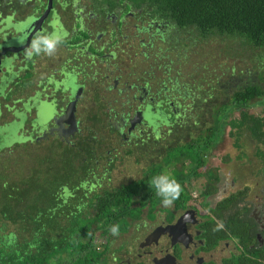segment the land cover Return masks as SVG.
Segmentation results:
<instances>
[{
    "label": "flooded vegetation",
    "instance_id": "flooded-vegetation-1",
    "mask_svg": "<svg viewBox=\"0 0 264 264\" xmlns=\"http://www.w3.org/2000/svg\"><path fill=\"white\" fill-rule=\"evenodd\" d=\"M58 27L69 36L54 57L25 58L36 32ZM195 35L155 14L148 0H0V173L15 176L25 161L27 170L48 169L66 147L75 163V212L93 216L95 194L123 182L112 181V171L141 162L130 147L169 140L196 115L194 100H206L207 89L193 85L181 62L206 38ZM159 158L141 165L139 176ZM126 174L124 182L139 177ZM217 174L215 194L190 190L170 207L155 202L152 216L109 217L128 225L119 236L108 227L92 238L93 259L83 264H232L250 254L264 242V193L236 197L218 216L216 202L236 189L227 191L234 179L223 185Z\"/></svg>",
    "mask_w": 264,
    "mask_h": 264
},
{
    "label": "trees",
    "instance_id": "trees-1",
    "mask_svg": "<svg viewBox=\"0 0 264 264\" xmlns=\"http://www.w3.org/2000/svg\"><path fill=\"white\" fill-rule=\"evenodd\" d=\"M148 1L155 14L179 28L191 29L195 36H238L251 46H264V0ZM258 80L264 83L262 72L258 73ZM212 95L208 92L206 98ZM257 98L263 101L264 87L249 82L234 88L224 102L213 99L209 120L199 126L193 121L195 128L191 135L166 145L159 160L150 163L141 176L96 193L90 204L93 216L75 212V163L66 147L62 155L47 161L48 193L40 197V204L26 205L28 178L24 174L9 177L0 173V264H83L93 259L92 238H98L110 225L119 224L120 229L128 225L126 220L111 221L109 217L126 213L134 219L142 212L152 216L154 203L161 199L150 181L162 172L170 173L182 186L183 191L174 202L190 197L185 183L196 177L205 178L199 190L202 197L213 193L218 174L215 168L206 165V160L225 125L236 146L243 130L254 142L264 145V107L260 113L248 110L250 102ZM231 110L237 114H229ZM256 152L264 159L263 151L256 148ZM50 162L58 163L54 171ZM65 186L67 193L60 196ZM245 188H238L216 202L215 214H225L224 208L234 198L243 197ZM227 227L235 233L232 226ZM88 231L93 235H85ZM84 248L85 251H79ZM229 261L264 264V242L250 254L241 253Z\"/></svg>",
    "mask_w": 264,
    "mask_h": 264
},
{
    "label": "rangeland",
    "instance_id": "rangeland-1",
    "mask_svg": "<svg viewBox=\"0 0 264 264\" xmlns=\"http://www.w3.org/2000/svg\"><path fill=\"white\" fill-rule=\"evenodd\" d=\"M186 53L184 61L181 62L184 70L190 71L193 85L197 87L201 85L203 89H207V93L211 92L213 95L208 99L206 98L205 101L198 97L194 100L193 108L196 109V115L191 118V122H186L182 126H175L169 133L167 138L169 140L160 139L153 145L152 142L146 140L142 144L138 142V144L132 145L129 150L133 151L134 157H140L141 162H134V158L128 163L130 170L112 171L110 174L112 181L124 182L125 177L129 178L127 177L129 174H126L128 172H131L132 176H139L140 166L146 164L148 159H158L166 145L184 140L191 135L195 128L193 121L199 126L209 120L210 102L213 99L224 102L234 88L249 82H258L264 87V83L258 80L259 72L264 75V46H251L242 42L238 36L207 35V38H199L194 44L187 47ZM173 66H176L175 63ZM203 95L205 96V94ZM263 107L264 98L263 101L261 98H257L250 102L248 110L253 113H260ZM50 108L52 109L49 106L46 110L48 117L51 116ZM229 114L236 115L237 111L231 110ZM227 129L228 127L225 125L207 156L206 165L215 168L220 174V184H228L229 179H234L233 185L229 184L227 191L245 186L246 198L255 201L264 193V159L256 152V148L264 152V145L254 142L249 134L243 130L238 137L236 146L233 137L227 134ZM113 145L116 146L117 144L113 143ZM56 163L50 162L49 166L53 171L56 168ZM27 165L26 161L23 162L25 167L22 170L18 169L19 171L15 170L17 171L16 175L21 172L18 175L24 174L26 179L28 178L26 205L40 204V197L46 196L48 193L49 170L46 167L42 169L43 171L27 170ZM204 181V178L201 177L191 179V193L197 192ZM62 191L63 193H59L60 196L67 193L66 186L62 188ZM216 192L217 189L213 193ZM37 197L38 200H36ZM118 239L120 237H117L116 241Z\"/></svg>",
    "mask_w": 264,
    "mask_h": 264
},
{
    "label": "clouds",
    "instance_id": "clouds-1",
    "mask_svg": "<svg viewBox=\"0 0 264 264\" xmlns=\"http://www.w3.org/2000/svg\"><path fill=\"white\" fill-rule=\"evenodd\" d=\"M68 36V31L62 27H58L51 32L38 31L24 48V56L28 60L33 59L34 56L41 55L54 57L58 48L65 42ZM150 183L164 207H170L183 191L181 184L168 172L154 175ZM217 227H222V224ZM108 231L112 236H119V224L110 225Z\"/></svg>",
    "mask_w": 264,
    "mask_h": 264
}]
</instances>
